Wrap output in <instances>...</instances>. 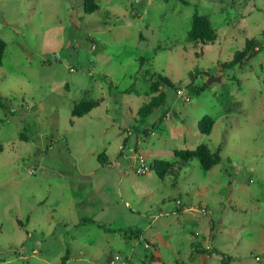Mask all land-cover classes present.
Segmentation results:
<instances>
[{
    "label": "rangeland",
    "instance_id": "obj_1",
    "mask_svg": "<svg viewBox=\"0 0 264 264\" xmlns=\"http://www.w3.org/2000/svg\"><path fill=\"white\" fill-rule=\"evenodd\" d=\"M95 3L99 10L86 14L83 0H0L6 45L0 67V264H103L95 257L103 245L123 264H157L148 256L158 250L159 261L168 263L178 250L188 254L191 243H208L223 254L234 247L224 264L248 257L258 264L264 237V0ZM195 14L208 18L213 41L190 37ZM252 39L260 42L257 55L236 62ZM211 77L221 79L208 85ZM190 87L206 88L195 95ZM161 95L165 103L151 109ZM87 101L98 106L75 119V105ZM205 117L214 121L210 135L199 129ZM116 140L121 147L108 154L118 166L98 172L93 185L109 205L98 212V222L157 239L128 253H122L124 241L132 235L71 225L76 206L65 180L79 175L64 162L73 157L72 146L82 149L78 156L90 149L105 154L106 143L113 147ZM202 145L212 153L221 149L222 162L208 171L174 157L176 150ZM154 161L172 164L176 173L159 179L150 170ZM83 166L98 165L90 157ZM213 260L220 264L218 256Z\"/></svg>",
    "mask_w": 264,
    "mask_h": 264
},
{
    "label": "crops",
    "instance_id": "obj_2",
    "mask_svg": "<svg viewBox=\"0 0 264 264\" xmlns=\"http://www.w3.org/2000/svg\"><path fill=\"white\" fill-rule=\"evenodd\" d=\"M75 119H77V118H75ZM79 119H81V118H79ZM91 136H92V134H91ZM92 137H89V139L91 140V142H94V144H95V139ZM70 142L71 141H69V143ZM106 144L107 145L103 148L104 149L103 151L105 154H102L103 152L98 154L97 149H90L88 152L82 151L83 154H81L79 156L77 155L76 151H79L82 149L77 150L74 146H72L75 150L72 153L73 157L71 158V160H69V158H68L67 161H64L65 165L68 166V169L70 167H75L77 169L78 174H79V175H77L76 173H73L72 175H68L69 177L65 179L67 181L70 180L67 183L68 184L67 186H68V189H69L70 195H71V197H70L71 205L76 206L75 207L76 209L74 210L76 212L75 222L71 223V225L75 229L77 228V226L84 227L86 224H88L91 226L97 225L98 228L100 229V231L102 230V231H104V233H108V234L118 233V231H114V230H113V232H115V233H110L109 231H107V229L111 230L110 228H108L103 223L98 222V212H100L101 209L105 210L107 208V206H109V205L105 204L106 202H104L101 199V197L98 196V191L96 190L98 188H93V185H95L96 180H98V172H100L104 169H111V168H115L118 166V164L116 163L118 161L112 162L109 160L110 155L108 154V151H110V149L113 148L115 150V153H116L118 151V148L121 147L122 140H121V143H119L116 140L113 147H112V143H106ZM129 150L133 151L132 148H129ZM85 152H87V153H85ZM101 154L104 156L102 157ZM90 157H93L95 159V163H97L98 166H96L93 169H88V167L86 168L84 166L82 167V163L85 162V160L90 158ZM101 157H102V161L105 163V165H102L100 163ZM106 157L108 158V160L104 159ZM86 172H88V173L85 174ZM95 175H97V176H95ZM123 176L126 177L124 175V173H123ZM93 177H95V178H93ZM119 185H120L119 186L120 187V193H121V196L123 197L124 196L123 195L124 194V185H122V182ZM47 197H48V195H47ZM41 200L37 202V206H41V203H43V200L42 201ZM126 206L131 207L128 202H126ZM111 207L113 208L112 205H111ZM166 209H167V205L164 206V209H161V212L167 211ZM154 219L159 220V216L157 215ZM100 225L104 226L106 229H102L100 227ZM68 228H69V226H67V229ZM150 228H151V225H150ZM68 231L70 232L71 230H68ZM187 232H188V229H187ZM149 240L152 241V240H157V239H147L144 235V231H141V236L139 239L129 241V243L127 241L123 240L126 247H125V252H122V253L133 252L134 248L136 250L139 243H145V241H149ZM259 240L260 241L258 244V250L262 251V257L257 261L260 262V263L258 262V264H264V237H262ZM203 244H205V242H203ZM191 245H192V243L189 246L190 252L188 254H185V253H183V251L178 250L177 256L174 257L172 260H170L168 263H164V262L159 261V258H158L159 257L158 256L159 250H158L155 252V256H154V258H156L155 263H157V264H172L173 262H175V264H211V261L213 260L215 255H209V254L206 255V253L200 252V248H203L202 246H199V247L196 246L194 248ZM205 245L206 246H204V249L212 250L214 247L213 245L210 246L208 243ZM138 247H141V246H138ZM217 248L220 249L219 247H217ZM233 248H231L230 250L224 251L225 252L224 254L221 253L219 250H216V251L221 253L223 255V257H226V256L230 255V251L233 250ZM138 249H137V251H138ZM103 250L107 251L105 255H103V252H105ZM111 250H114V249L112 247H110L109 245L100 246L98 252L101 256L95 255V257H98L97 259L100 261L102 260V257H103L104 261H101V262H103V264H112V262H114V260H115V257L117 255H120V254H116L114 251L111 252ZM189 255L191 256V258H190L191 261L188 260L185 262L184 259H182V258L188 257ZM230 256H232V255H230ZM135 257H137V256H135ZM178 257H180V258L182 257V258L179 259ZM216 257H217V255H216ZM223 257L218 256V259L220 260V262H219L220 264H224L223 263L224 260L222 259ZM244 258H247V257H244ZM178 259H179V261L177 262ZM251 259L252 258L248 257L246 259V261L242 260V259L237 261L236 258L235 259L233 258V259L229 260V262L227 264H257L254 261H252ZM122 260H123V258H122ZM107 261H110V263H107ZM122 263H123V261H122ZM116 264H120V263L118 262Z\"/></svg>",
    "mask_w": 264,
    "mask_h": 264
},
{
    "label": "trees",
    "instance_id": "obj_3",
    "mask_svg": "<svg viewBox=\"0 0 264 264\" xmlns=\"http://www.w3.org/2000/svg\"><path fill=\"white\" fill-rule=\"evenodd\" d=\"M83 2H84V12L86 14H93L99 10V6L95 3V0H83ZM189 35L192 39L200 40L202 42H211L215 39L216 32L213 29L208 18L195 14L192 20V27ZM259 46H260V42L258 40L255 39L250 40L246 49H244L243 52H240L237 55L236 62H241L243 59L256 56L257 55L256 49L260 48ZM5 49H6L5 42L0 39V67L3 63ZM152 77L154 79H157V83L158 82L164 83L167 86L168 85L170 86L169 81L167 79L158 75H153ZM131 88L135 89L133 85ZM205 88L190 87L189 91L191 93H194L195 95H198ZM128 91H131V89H129ZM165 100L166 97L164 95H161L158 98L156 97L151 101L149 107H151V109L152 108L157 109L165 103ZM0 106L3 107L1 98H0ZM97 106L98 104L94 101L80 102L79 104L75 105L72 111V116L77 119L83 118L84 116L90 114L92 110H94ZM147 115L148 112L144 113L143 116L146 117ZM213 126H214V121L212 120V118L205 117L203 121L199 124V129L204 135H210ZM220 153H221V149H218V151L212 153L206 146L202 145L195 150H187V149L185 150L183 149V151L176 150L174 152V157L175 159H177L179 163H182L184 165L190 164L193 161H197L204 171H208L222 162V156ZM103 156L104 155H102V157ZM102 157L100 158V163L102 165H105V163L102 161ZM149 165H150V170L153 171L159 179H163L168 172L176 173V170L174 169L173 165L169 164L168 162L154 161ZM100 227L102 229H106L102 225H100ZM107 231H109L110 233H115L112 230L107 229ZM118 232H120L124 236H130V235L134 236V238H132L133 240H137L141 236V232L139 230L129 229L127 231L120 230ZM200 252L206 253V255L209 254V255H217L219 257L221 256L223 257L221 253L213 249L210 250V249L200 248ZM148 257H149V261L151 262L154 261L153 255H150Z\"/></svg>",
    "mask_w": 264,
    "mask_h": 264
},
{
    "label": "built area",
    "instance_id": "obj_4",
    "mask_svg": "<svg viewBox=\"0 0 264 264\" xmlns=\"http://www.w3.org/2000/svg\"><path fill=\"white\" fill-rule=\"evenodd\" d=\"M138 161V160H137ZM140 162H139V164H140V166H139V169H140V172L141 173H143V174H145V173H147L148 172V170H149V168H148V165L145 163V161L142 159V160H139ZM120 263V264H123L122 263V258H121V256L120 255H117L116 257H115V260H114V262H112V264H116V263Z\"/></svg>",
    "mask_w": 264,
    "mask_h": 264
},
{
    "label": "water",
    "instance_id": "obj_5",
    "mask_svg": "<svg viewBox=\"0 0 264 264\" xmlns=\"http://www.w3.org/2000/svg\"><path fill=\"white\" fill-rule=\"evenodd\" d=\"M219 79H221V77H211L208 79L207 84L211 85L213 82L219 81ZM107 263H110V261H107Z\"/></svg>",
    "mask_w": 264,
    "mask_h": 264
}]
</instances>
